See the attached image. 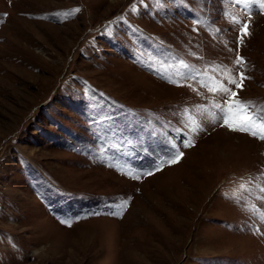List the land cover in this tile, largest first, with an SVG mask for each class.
<instances>
[{
  "label": "rangeland",
  "instance_id": "rangeland-1",
  "mask_svg": "<svg viewBox=\"0 0 264 264\" xmlns=\"http://www.w3.org/2000/svg\"><path fill=\"white\" fill-rule=\"evenodd\" d=\"M0 264H264V0H0Z\"/></svg>",
  "mask_w": 264,
  "mask_h": 264
}]
</instances>
